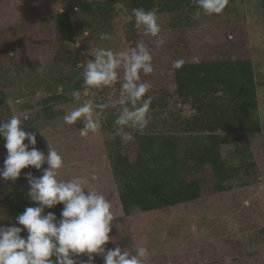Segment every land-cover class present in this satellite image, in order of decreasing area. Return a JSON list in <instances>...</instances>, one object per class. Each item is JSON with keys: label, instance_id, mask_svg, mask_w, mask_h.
<instances>
[{"label": "trees", "instance_id": "16d2710c", "mask_svg": "<svg viewBox=\"0 0 264 264\" xmlns=\"http://www.w3.org/2000/svg\"><path fill=\"white\" fill-rule=\"evenodd\" d=\"M72 1H75L73 3L75 8L79 9L74 15L84 19L87 25L85 31L91 34L93 29H97L100 33L114 31L115 34L118 31L131 30L136 31V37L145 40L150 36L143 35L142 30L140 33V29L134 26V19H128L131 10L140 7L145 10L154 7L157 9L158 22L161 26L160 37L163 35L173 37L175 32L181 36V30L184 31L188 25L201 22L207 25L205 18L218 17L217 23L226 24L225 27H228L224 31L218 30L216 39L211 44L206 43L205 47L198 43L194 47L190 48L186 45L182 49L181 40L175 41L177 46L173 44L175 50L169 59L164 63L161 62L162 65L161 63L156 65L169 67L167 70L171 79L167 84L168 88L162 92L158 91L156 98L152 97L149 110L154 121L150 119L143 130L135 131L134 128L125 127L117 132L114 120L120 112L115 117L106 116L107 108H105L104 113L101 112L99 115L100 137L97 138L95 147L105 158L113 182L105 190L97 191L104 194L112 203L114 220L120 229L124 221L137 225L144 223L142 225L144 229L139 230V236L144 235V231L150 233L153 226L159 229L163 225V219H159V222L152 221L157 214L161 218L162 213L173 211L172 208L190 206L209 195L224 194L227 197L230 191H233V186L235 190L250 184L257 187L260 176H257L255 171L257 164L252 156L250 137L255 139L264 134V81H261L257 75L251 56L255 51L262 53L263 48L253 34L246 36L244 32L246 29H240L237 23L258 14L264 24V0H257L255 10L248 17L246 14L242 17L239 15L238 5H243L246 0L239 2L228 0L227 6L220 14L205 15L201 12L198 20L193 19L197 8L192 0ZM63 8L62 11L58 10L44 19L53 38L61 44L73 43L77 36L73 29L76 18H73L71 6ZM228 10H232L234 18L222 19ZM163 19H166L168 31L163 29ZM19 27L18 25L17 30L11 27L0 30V41H3V38L5 41H14L19 34L24 35L26 30ZM19 30L21 33H18ZM97 38L95 37L94 41ZM248 38L253 42L248 41ZM206 49L208 53L205 52ZM7 56V51L1 48L0 65L4 61L14 62L12 59L15 56H10L8 60L2 59ZM181 57L185 59V65L179 70H173L172 61ZM194 57H198L200 63H194ZM23 67L24 65L18 66L19 70L15 69L13 76L8 74L7 66L0 68V85L6 88L8 81L16 82ZM70 72L65 76L66 80H60L56 76L45 77L39 82L33 80V84L25 92L10 100L7 99L10 93L5 94L0 91V115L3 116L0 118L6 117L7 99L8 103L11 101L22 103L21 108L14 111L27 112L33 115L32 118L36 111L38 119L42 116L51 126V123L58 121L57 119L63 120L65 113L72 109L69 106L70 97L67 99V96H71L72 92L77 90L83 93L85 88L80 71L74 68ZM143 77L144 75L141 78ZM147 96H151L149 92L145 94V97ZM33 98H37L36 108L31 106L29 101ZM169 107L176 109L175 114L170 112V116L166 114ZM31 119L29 122L22 121L26 131H31L26 127ZM82 126V123L77 121L73 125H68L67 129L70 131L76 128L78 131ZM127 130L131 134L124 144L121 138L125 136ZM51 134L50 131L48 134L36 137V147L39 148L41 138H49ZM3 143L4 141L0 139V145ZM24 143H28L27 140ZM228 147H231L233 152L229 150L227 158L222 153ZM263 148L264 142L261 143V149ZM1 162L3 159L0 160V166H2ZM30 169L31 167L22 169L21 177L23 178V173ZM205 171H209L206 176H204ZM250 178H253L254 182H249ZM0 201L7 213L3 220L7 222L5 225L14 222L15 217L23 212L26 206H32L25 189L4 192ZM231 201L228 198V202L223 204L226 207L223 209L226 215L227 206ZM246 206H249L250 210L251 205ZM61 209L62 205L58 204L52 209H46V212L52 211L59 218ZM263 209L264 204H260L254 213L260 211L259 214L264 216ZM118 211L120 213L117 217ZM228 212L229 215L232 214ZM151 223L152 227L147 226ZM259 232L264 237V227ZM126 238L122 243H126L128 240ZM119 242L118 240L114 247L118 246ZM257 256L262 255L257 254ZM99 259L100 257H97L95 263L103 264ZM152 261L151 264L170 263L163 254H159ZM248 262L244 261V264H262L259 259L251 261V257ZM147 263L144 261V264ZM235 264L242 263L235 262Z\"/></svg>", "mask_w": 264, "mask_h": 264}, {"label": "rangeland", "instance_id": "374dc122", "mask_svg": "<svg viewBox=\"0 0 264 264\" xmlns=\"http://www.w3.org/2000/svg\"><path fill=\"white\" fill-rule=\"evenodd\" d=\"M74 2L72 0H69V2L68 0H0V30L10 27L17 30L18 25L20 26L19 29L26 30L24 35L19 34L14 38V41H5V38L0 41V49L4 48L8 55L2 59L8 60L10 56H15L12 59L14 62H10V60L6 63L7 61H4L0 68L7 66L8 74L13 76L15 69L18 71V66L24 65L23 71L21 75L17 76L16 82L8 81L6 88L0 85L2 93L11 94L7 99L10 100L14 96H19L20 93L25 92L33 84V80L39 82L40 79L53 76L59 77L60 80H66L65 76L71 73L70 71H73L74 68L78 69L83 75L81 65L91 57L93 58V51L97 47L111 48L113 51H127L134 46L136 41L141 40L140 37H136V31L132 32L131 30L127 32L118 31L116 34L114 31L108 32L111 39L107 41L97 38L101 34L97 29H93L92 34L87 31L89 33L87 34L85 31L87 25L84 19L74 15L77 12ZM256 3L257 0H246L243 5H238L239 15L242 17L246 14V17H248L255 10ZM70 6L73 10V18H76V21L73 22V29L77 36L73 43L61 44L52 37L44 18L56 13L58 10H63V7L69 8ZM233 16L232 10H228L222 19L226 17L232 19ZM204 18L205 16L202 17V19ZM205 19L207 25L202 22L196 25H188L184 28V31L181 30V36L175 32L173 37H164V35L159 37L164 41L161 46L155 45V38L153 37L144 40L152 50L154 70L151 75H144L142 80L151 83L152 87L149 93L153 98L157 97L158 91L162 92L168 88L167 84L171 79L170 72L167 70L169 67L161 65L169 59L175 50L174 45L177 46L175 41L181 40L180 42L183 43V45L181 44L182 49L186 45L191 48L198 43L205 47L206 43L211 44L216 39L218 30L224 31L228 28L225 27L226 24L217 23L219 21L218 17ZM246 19L238 22L237 25L240 29H246L244 30L246 36L253 34L262 45V53L255 51V54L251 57L257 75L261 81H264V24L258 14L253 15V17L249 16ZM166 24V19H163V29L168 31ZM141 30H139L140 33H142ZM20 31L18 33H21ZM95 37L97 40L94 41ZM248 41L253 42L250 38H248ZM205 52L208 53V50L206 49ZM160 63V66H156ZM119 94V82L113 86L102 88H89L85 85L84 92L80 93L79 99L74 98L72 95L67 96V99L70 97L69 106L72 109L86 100H91L94 105L106 104L108 107L105 115L115 117L120 112L121 107L117 103ZM7 99L5 101L6 117L0 118L1 120H7L12 115H27L29 119L32 118L33 115H29L27 112L14 111L21 108L20 104L22 103H12V101L8 103ZM29 101L31 106L36 108L37 98L29 99ZM129 106L131 107V105ZM98 110L100 113H104V110L96 109V111ZM167 110L169 111L166 114L169 116L170 113L175 114L176 111L171 107ZM34 112V117L26 127L30 128L31 132H36V137L52 132L49 138L45 137L39 140L41 143L38 149L46 153L48 141L62 155L64 164L59 170L60 179L66 180L80 176L86 179V187L101 191L112 185L113 180L107 162L95 147L96 142H98L97 138L100 137L99 130L94 134L90 132L87 137H81L76 128L68 131V125L64 124L61 118L51 123V126L50 123H46L42 116L41 119H38L37 112ZM95 118L100 119L99 117ZM150 119L154 121L149 110L148 120ZM135 131L138 130L135 129ZM124 134L125 136L121 138V141L125 144L131 133L128 131ZM103 139L105 140V138ZM262 142H264V134L255 139L250 137L252 156L255 159V164H257L255 171L257 176H260L257 187L250 184L242 189L235 190L233 186V191H230L227 197L224 194L209 195L190 206L172 208L173 211L169 210L167 213H162L161 218L157 214L152 221L159 222V219H163V225L159 229L153 226L150 233L144 231L145 234L140 236L139 230L144 229V226H142L144 223L137 225L124 221L122 222L123 227L120 229L118 223L113 220V230L109 234L112 236V241L106 247L114 248L118 240L120 241L119 244L117 243L118 246L133 253L138 246H146L150 253L145 259V263L148 262L147 264L154 262L152 259L159 254L165 255L166 259L170 261L169 264H235V262L244 264V261L248 262L250 257L251 261L259 259L264 264V237L259 232L264 227V216L259 214L260 211L254 213L260 204H264V148L261 149ZM225 149H222V155L228 158L229 150L232 152L233 150L231 147ZM5 154L6 150L3 145H0V158L4 159ZM44 167H47V165H44ZM29 171H32L36 176L41 174L33 168ZM208 173L209 171H205L204 176ZM251 181H253V178L249 179V182ZM24 189L28 191L27 183L22 177L14 182L0 180V200H2L4 192L10 193ZM228 198L232 201L227 206L226 215V212L223 211L226 207L223 204L228 202ZM248 204L251 205L250 210L249 206H246ZM228 211L232 214L229 215ZM119 213L120 211L117 212V217ZM0 215L4 217L7 215L1 201ZM3 220H0V224L7 223ZM193 225H195L196 231H192ZM147 226L152 227V223ZM124 238L128 239L126 243H122L125 240ZM260 251L262 253H258ZM257 254L262 256L258 257ZM99 261L103 263L102 258Z\"/></svg>", "mask_w": 264, "mask_h": 264}, {"label": "clouds", "instance_id": "9594fccd", "mask_svg": "<svg viewBox=\"0 0 264 264\" xmlns=\"http://www.w3.org/2000/svg\"><path fill=\"white\" fill-rule=\"evenodd\" d=\"M192 2L197 8L193 19L197 20L201 12L220 14L228 4V0ZM128 19H134V26L142 29L143 35L155 38L156 46L163 45L155 7L150 10L133 8ZM99 39L110 40L111 36L101 33ZM152 60L149 45L138 40L127 51L98 47L93 51V58L81 65L84 84L89 88L120 83L117 103L121 107L114 120L117 132L125 127L143 130L149 123L153 98L145 97V94L152 85L141 77L153 72ZM193 62L198 64L200 60L194 57ZM185 63L182 57L175 59L171 68L179 70ZM72 96L79 99L80 92L73 91ZM107 107L86 100L66 112L63 122L73 125L80 121L83 126L78 129L79 135L87 137L101 128L100 120L95 118L101 113L96 109ZM28 119L27 115H12L7 120H0V139L6 150L0 166V180L14 182L21 177V170L29 167L41 173L39 176L32 171L23 173L28 186L27 198L32 206H26L14 222L0 224V264H95L97 257L102 258L103 264H144L150 254L146 246H138L134 253L120 246L106 247L112 241L109 235L114 220L112 203L101 192L86 187L87 181L83 177L60 179L59 170L64 164L62 155L48 141L46 153L36 147V132L26 131L22 124ZM25 140L28 143H24ZM58 204L62 205L59 218L52 211L46 212ZM4 218L0 215V220ZM192 231H196L195 225Z\"/></svg>", "mask_w": 264, "mask_h": 264}]
</instances>
